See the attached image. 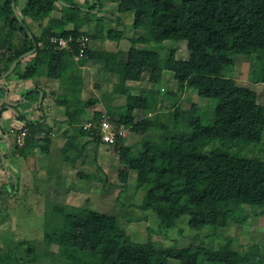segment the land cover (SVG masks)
Here are the masks:
<instances>
[{
    "label": "trees",
    "instance_id": "1",
    "mask_svg": "<svg viewBox=\"0 0 264 264\" xmlns=\"http://www.w3.org/2000/svg\"><path fill=\"white\" fill-rule=\"evenodd\" d=\"M12 1L17 7L18 0L0 3V20L5 27V33L0 35V57L5 58L4 64H0V76L36 44L35 50L27 55L25 66L18 71L19 79H30L40 68L47 77L59 80L60 86H69L71 94H78L82 79L73 56L79 54L80 45L72 42L73 51L59 49L57 43L32 34L23 19L28 14L34 17L50 14L58 0H27V8L21 14L17 10L21 21L13 12ZM68 2L71 8L81 10L73 0ZM96 6L100 9L98 1L84 11L90 12ZM118 11L130 13L132 29L145 32L130 39L126 53L104 63L106 71L117 75L118 82L112 92L125 95L123 108H118V118L116 110L111 109L112 120L141 136L137 142L127 143L119 135L113 144L118 161L124 166L118 172L122 188L127 187L129 170L134 171L135 186L143 195L137 207L156 215L159 230L173 228L178 219L187 216L189 228L197 239L204 232L218 234L233 222L240 223L250 214L264 212V159L240 155L236 147L253 144L263 149L264 104L255 90L236 83L228 75L234 66L230 56L243 55L253 60L252 82H264V0H121ZM64 17L61 14L56 18L57 29H47L46 37L71 35L74 39L86 34L92 39L122 38L119 29L103 34L100 22L93 30L80 31L87 21L66 29L59 25ZM17 35L21 36L20 44H16ZM165 41H185L187 58H177L174 48L163 56L158 50L137 46L161 45ZM210 50L218 55L217 59ZM83 55L103 56L102 52L91 49H84ZM145 70L149 71L150 88H143L137 94L125 88L127 81H139ZM165 71L172 74L176 87L161 92L155 86L162 83ZM189 90L213 101L211 124H203L198 115L183 114L175 108L181 94ZM0 92H4L1 87ZM34 92L38 94V90H30L22 95L20 104ZM71 94L57 103L64 106L65 120L74 124L80 121L84 107L95 101L87 100L74 108ZM166 98L169 108L164 111L159 103ZM139 110L154 112L155 118L137 120ZM100 115L96 112L92 122L97 124ZM18 119L30 131L25 138L26 146H39L47 151L49 140L45 138L39 143L35 139L39 129L48 130L44 122L25 121L22 113ZM83 133L93 135L90 130ZM92 139L100 143L97 135ZM64 147L65 152L68 146ZM99 180L104 183L105 178L100 175ZM52 209L48 217L50 230L66 237L67 244L58 246L55 254L49 253L46 246L42 252L27 246L25 257L1 252L0 264L39 261L41 264H168L171 259L179 264H264V249L257 243L248 248L235 247L232 238L227 237L218 247H208L203 240L182 247L163 246L149 237L133 238L117 213L62 203L54 204Z\"/></svg>",
    "mask_w": 264,
    "mask_h": 264
},
{
    "label": "rangeland",
    "instance_id": "2",
    "mask_svg": "<svg viewBox=\"0 0 264 264\" xmlns=\"http://www.w3.org/2000/svg\"><path fill=\"white\" fill-rule=\"evenodd\" d=\"M68 1L58 0L53 4L55 10L48 15L34 17L32 14H28L23 16L29 31L37 38L45 37L47 41L55 43V40H60L59 37L48 38L44 32L50 28L57 29L56 18L63 14L65 17L59 25H63L66 29L79 26L87 21L88 24L82 25L80 31L93 30L95 24L100 22L103 34L110 29H119L122 30L123 35L119 41L102 37L98 38L99 40H93L86 34L76 37L78 41L75 43L80 45V48L86 47L85 49H91L94 52L103 51L102 58L85 57L83 53L73 56L74 66L80 70L82 79L79 86L80 92L76 95L69 92V86L66 84L60 86L59 80L47 77L40 68L36 75L30 79L20 80L18 71L25 66L27 56L17 67L15 66L12 74L0 78V84L5 82L9 85L8 88L17 90L13 96L9 95L11 102H14L18 97L21 98L31 87L42 88L45 92V97H42L40 104L41 109L38 108V100L35 99L39 98V94L35 92L30 93L17 106V110H8L9 116L7 117L5 116L7 115L6 107L0 105V111H3L0 122L3 120L6 124L5 127L10 136L8 142L0 139V151L5 156L3 164H0V253L5 252L10 256L25 257L27 256V246L37 252H42L47 247L49 253H57L58 246H64L68 240L50 230L51 221L48 217L51 216L50 211L53 212L52 208L56 203L77 207L85 206L106 213H117L127 233L133 238L146 239L149 237L163 246L182 247L203 240V243L208 247H218L227 237H231L235 247L248 248L257 243L264 249V212L257 215L250 214L240 223L233 222L221 229L218 234L210 231L204 232L197 239L195 232L189 228L187 216L178 219L175 227L159 230V220L156 215L150 210H141L137 207L141 203L143 195L135 186V172L129 170L127 187H125L126 189L122 188L118 172L123 170L124 166L118 161L114 143L108 144L101 141L100 136L93 129H85L84 124L93 120L96 112H100L101 117H107L118 128L123 129L125 132L123 137L126 138L127 143L140 140V135L131 133L111 118V109L116 110L115 117H119L118 111L120 110L118 108H123L125 95L112 92L114 85L118 82L117 75L112 72L106 73L108 71L105 70L104 63L105 61H114L119 53H126L131 45L130 39L141 34L145 35V32L143 33L142 29H132L130 13L118 11V4L121 0H73L74 3L81 6V10L71 8L72 4ZM96 1L99 2L100 9L96 6L90 12L84 11L94 4L96 5ZM179 1L176 0V2ZM26 2L27 0H18L15 8L20 14L27 8ZM63 2L69 5L63 4ZM69 17L72 19L68 20ZM89 18H91L90 22L87 20ZM4 33L5 27L0 20V35ZM81 35L84 37L82 38ZM20 40L21 36L17 35L16 44H20ZM69 44L70 42H66L65 46L68 47ZM137 46L158 50L163 56L168 53L170 48H174L176 57H180L184 53L188 56L185 41H165L161 45L148 43L137 44ZM69 50L73 51L72 44H70ZM10 53L12 52L10 51ZM209 53L215 59L218 58L214 51L210 50ZM230 58L234 61V66L228 75L232 76L238 84L249 86L256 92L259 89L263 95V89L254 87L256 83L252 82L254 78L253 60L247 59L243 55H231ZM4 62L5 58L0 57V64H4ZM148 74L149 71L145 70L139 82L128 81L125 83V88L134 94L139 93L143 88H150ZM169 74L166 73L163 82L155 86L161 92H167L176 87V83ZM262 83L264 84V82H258L260 85ZM262 87L264 88V86ZM68 94L72 95V107L74 108L81 107L87 100L95 101L84 107L80 121L74 125L58 120L59 115L65 116V113L64 106L58 104L57 100ZM3 101V93L0 92V103ZM260 102L264 104V100ZM213 105V101L201 98L195 91L189 90L181 94L175 108L183 114H196L201 118L203 124L209 125L213 122ZM159 107L161 110H168L169 100L166 98L161 101ZM16 111L17 113L20 111L27 121L40 120L42 115L45 116L44 125L50 126L47 127L48 130L39 129L35 133V139L39 143H43L42 140L45 138L49 140L47 151H42L39 146H26L25 138L30 131L20 125L23 123L16 118ZM138 112L137 120L155 118L154 113ZM85 130H90L93 135L83 133ZM22 132H26V135L22 136ZM0 135H2L0 138H4L1 127ZM95 135L100 139L99 144H96L92 139ZM17 136H19V140ZM64 146H68L65 152L63 151L65 150ZM236 147L240 155L259 156L264 159V147L262 150L258 148L259 145L253 144L237 145ZM234 149L236 150V148ZM100 175L105 178L104 183L99 180ZM41 263L42 261H39L35 264ZM168 264L179 263L177 260L171 259Z\"/></svg>",
    "mask_w": 264,
    "mask_h": 264
},
{
    "label": "built area",
    "instance_id": "3",
    "mask_svg": "<svg viewBox=\"0 0 264 264\" xmlns=\"http://www.w3.org/2000/svg\"><path fill=\"white\" fill-rule=\"evenodd\" d=\"M82 38L84 37L83 35H81ZM62 37L58 38L60 40H55L54 42L59 44L58 47L60 49H64V50H69L70 49V44H72V42H77L78 38L73 39L71 36L67 37V38H63ZM66 42H70L69 46H65ZM84 48H80V52L79 54L83 53ZM84 128L85 129H93L95 131V133L97 135L100 136L101 141L108 143V144H113L117 138V136H124L125 132L123 131L122 128H118L116 126V124L109 120L107 117H102L99 122L97 124L93 123V122H89L88 124H84ZM22 136L26 135V132H22L21 133ZM18 140H19V136H17Z\"/></svg>",
    "mask_w": 264,
    "mask_h": 264
},
{
    "label": "crops",
    "instance_id": "4",
    "mask_svg": "<svg viewBox=\"0 0 264 264\" xmlns=\"http://www.w3.org/2000/svg\"><path fill=\"white\" fill-rule=\"evenodd\" d=\"M106 34V33H105ZM98 38H101L100 36L99 37H97V38H94L93 40H97ZM103 39H105V37H102ZM99 40V39H98ZM150 49V48H149ZM94 52V51H93ZM99 52H102V54H103V51L101 50V51H99ZM175 53H176V51H175ZM178 55V54H177ZM187 55L184 53L182 56H177V58H181V59H186L187 57H186ZM106 73H109V72H106ZM166 73H170V72H167V71H165L164 73H163V78H162V82H163V80H164V75H166ZM170 75V77H172V74L170 73L169 74ZM174 81V80H173ZM132 82H134V81H132ZM136 83L137 82H139V81H135ZM134 82V83H135ZM175 82V81H174ZM2 83H4V85H6V86H8L9 87V85L8 84H6L5 82H2ZM126 83H128V81L126 82ZM126 85V84H125ZM262 86H264V84L262 83V85H260V84H258V83H256V84H254V87H256V88H260V90L261 89H263V91L262 92H264V88L262 87ZM251 88V87H250ZM34 88L33 87H31L30 88V90H33ZM251 89H253V88H251ZM29 90V91H30ZM35 90H43L42 88H36ZM254 90V89H253ZM17 90H11L10 88H9V93H8V100H9V95L11 94L12 96H13V94L16 92ZM44 91V90H43ZM36 92V91H35ZM39 94V93H38ZM257 94H258V97H259V100L260 101H262V100H264V97H261V96H263L264 95V93H262L263 95H261V93L259 92V89H258V92H257ZM24 95V94H23ZM45 95V92L43 93V96ZM21 96V95H20ZM45 97V96H44ZM19 98L20 97H18L14 102H17L18 100H19ZM262 98V99H261ZM38 100V99H37ZM36 100V101H37ZM20 104V103H19ZM18 104V105H19ZM17 105V106H18ZM3 106H5V103L3 102V105H2V107ZM17 106H15L14 107V109H12L13 111H15V110H17ZM38 108L39 109H41V106L39 107L38 106ZM8 110H10V108H6V114L7 115H5L6 117L7 116H9V112H8ZM140 111H142V112H144L143 110H139V112ZM3 112V111H2ZM2 112L0 113V117H2L1 115H2ZM138 112V113H139ZM16 113H17V111H16ZM19 113H20V111H19ZM19 113L18 114H16L15 116H16V118H18V115H19ZM141 113V112H140ZM146 113H148V112H146ZM149 113H154V112H149ZM155 114V113H154ZM3 116H4V114H3ZM4 116V117H5ZM60 117L58 118V120L59 121H61V122H67L66 120H65V116H63V114H61V115H59ZM138 116V115H137ZM25 117V116H24ZM102 118V117H101ZM44 120H45V116H43L42 115V118L40 119V122H44ZM18 121L19 122H22V123H24V121H22V120H20V119H18ZM25 121H27V119L25 118ZM30 121V120H29ZM31 121H36L35 119L34 120H31ZM93 120H91L90 122H92ZM87 123H89V122H87ZM56 124V123H55ZM75 124V123H74ZM74 124H72V125H74ZM22 127H23V124H20ZM6 126V124L3 122V120H2V122H0V127H1V131H3V134H4V138H0L1 140H4V142H8L9 140H10V136H9V131L8 130H6L7 128L5 127ZM50 125H48L47 127H49ZM28 130V129H27ZM2 135H0V137H1ZM4 153H5V151H4ZM6 155V154H5Z\"/></svg>",
    "mask_w": 264,
    "mask_h": 264
},
{
    "label": "water",
    "instance_id": "5",
    "mask_svg": "<svg viewBox=\"0 0 264 264\" xmlns=\"http://www.w3.org/2000/svg\"><path fill=\"white\" fill-rule=\"evenodd\" d=\"M60 2H61V1H60ZM64 3H65V2H63V4H64ZM65 4H66V3H65ZM11 5H12V9H13L14 14H15L16 17L18 18V20L21 21V18H20V16L18 15L17 10H16V8H15L14 1H12ZM66 5H69V4H66ZM97 9H98V7H97ZM28 35L30 36L31 39L33 38V36L31 35V33H30L29 31H28ZM35 48H36V44H34V47H33L32 50H30V51H28V52H26V53L20 55L16 60H14V61L12 62V64L9 66V68H8V69H7V70H6V71L0 76V78H4V77H6L8 74H10V73L12 72V70L14 69V67L16 66L17 62H18L20 59H22L23 57H25V56L31 54V52H32L33 50H35ZM0 87L3 88V90H4V92H3V100H4V101H3V102L5 103V107H6V108H10V109H14V107L17 106V105L22 101L23 98L21 97L17 102H11V101L8 100V93H9V88H8V86H6V85H4V84H0ZM38 93H39L38 106L40 107L41 100H42V97H43V91L39 90ZM24 95H26V94H24ZM0 109H1V108H0ZM0 112H1V111H0ZM16 114H18V113H16ZM0 156H1V161H0L1 163H0V164H3V162H4V160H5V156L2 154L1 151H0Z\"/></svg>",
    "mask_w": 264,
    "mask_h": 264
},
{
    "label": "flooded vegetation",
    "instance_id": "6",
    "mask_svg": "<svg viewBox=\"0 0 264 264\" xmlns=\"http://www.w3.org/2000/svg\"><path fill=\"white\" fill-rule=\"evenodd\" d=\"M36 88H34L33 90H35Z\"/></svg>",
    "mask_w": 264,
    "mask_h": 264
}]
</instances>
